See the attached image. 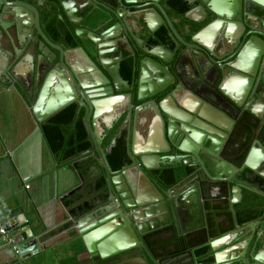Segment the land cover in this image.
Instances as JSON below:
<instances>
[{"label": "water", "instance_id": "water-1", "mask_svg": "<svg viewBox=\"0 0 264 264\" xmlns=\"http://www.w3.org/2000/svg\"><path fill=\"white\" fill-rule=\"evenodd\" d=\"M59 1L80 43L74 49L53 43L42 29L39 11L25 0H0V14L8 17L0 25L5 29L15 28L20 38L29 40L35 28L42 38L40 49L51 67L34 107L40 121L75 101H81L80 105L87 110L92 146L104 167L102 195L83 204L79 203L81 195L74 196L63 204L72 222L76 221L74 225L84 236L92 257H114L139 245L146 250L148 234L171 223L181 228L183 220L191 217L193 211L187 203L194 194L203 209L206 202L215 203L220 199L234 202L244 187L258 189L257 180L244 178L243 173L248 171L252 176L264 177L261 137L264 131V0H246L261 9V13L252 15L236 14L235 5L229 0H197L196 6L188 11L205 12L208 21L200 28L192 24L178 26L161 0H148L145 4H141L142 0H118L123 8H127L126 4H141L134 6L141 13L131 16L135 17L133 22L144 24L148 32H155L159 26L166 29L164 43L143 45L124 13H119L123 24L120 22L118 26H123L127 37L138 44L130 53L138 71L133 83L121 74L123 57L115 66L103 60L107 45L117 35L114 31L117 25L98 34L86 24L105 3L102 0ZM188 13L190 20L201 22ZM31 40L38 41L39 37ZM50 46L58 49L59 54L49 52ZM56 77L64 84H58L60 101L40 113L44 94ZM251 101L259 105L257 109L251 107ZM125 105L130 113V125L140 121L135 116L131 119L133 110L134 113L150 111L152 119L145 123L147 134L142 137V145H136L137 129L133 127L132 132L130 127L126 129L127 161L115 170L107 154L118 137L115 135L108 148L102 150L97 122ZM243 124L253 126L252 138L244 149L242 165L238 166L226 154L232 148L228 146L231 137H236ZM174 164L194 171L183 179V182L190 181L189 184L177 192L159 188L152 175L163 166ZM76 174L83 182L81 174ZM223 192L225 195L221 198ZM33 235L20 210L0 215L1 252L18 249L22 260L40 252L41 240ZM218 243L210 242L213 250ZM215 256L214 264H224L220 253ZM254 260L261 262L258 256Z\"/></svg>", "mask_w": 264, "mask_h": 264}, {"label": "crops", "instance_id": "crops-1", "mask_svg": "<svg viewBox=\"0 0 264 264\" xmlns=\"http://www.w3.org/2000/svg\"><path fill=\"white\" fill-rule=\"evenodd\" d=\"M25 1L39 11L45 35L53 43L67 49L66 36L74 28L60 1ZM7 19L6 15L0 14V21ZM32 33L31 38L39 37L38 41L20 38L15 28L5 29L0 25V215L20 210L26 217L28 228L34 233L33 237L41 240V251L23 260L16 250L0 251V264H92L84 236L74 225L76 221L72 222L63 202L80 195L83 198L79 203L82 204L92 201L94 197L101 198L99 184L105 180L104 167L93 149L87 123L88 113L84 108H81L84 111L82 122L86 131L85 138L90 146L63 158L49 145L45 122L58 117L63 109L76 102L69 103L43 121L38 119L34 107L51 63L40 49L42 38L35 28ZM49 48V52L52 50V53L59 54L58 49L52 46ZM61 83L56 77L48 86L40 113L59 103L61 92L58 84ZM251 103V107L258 108L257 103ZM126 107L127 105L116 108L113 113L104 115L97 122L102 150L108 148L106 140L109 136L118 134L120 130L126 134L129 127L131 132L133 127L139 132L136 145L144 142L143 138L147 134L145 123L152 119V112L145 110L134 113L133 110L131 119L134 116L140 119L133 126V123L129 124L130 113ZM73 129L62 131L59 138L67 137ZM250 140L251 137L248 141ZM245 143L244 140L238 142L236 138L232 147L237 144L244 146ZM227 154L232 156L231 152ZM76 172L81 174L83 182ZM73 190L75 192L72 195L64 197ZM243 190L245 194L250 189L245 187ZM61 198L64 199L61 201Z\"/></svg>", "mask_w": 264, "mask_h": 264}, {"label": "flooded vegetation", "instance_id": "flooded-vegetation-1", "mask_svg": "<svg viewBox=\"0 0 264 264\" xmlns=\"http://www.w3.org/2000/svg\"><path fill=\"white\" fill-rule=\"evenodd\" d=\"M102 1L105 4L104 7L100 8L104 13V17H102V22L98 27L91 29L100 34L117 25L114 29L117 35L112 39L114 42L112 44L110 43L111 45H107L106 49L108 52L103 57V60L109 66H115L116 63L120 61L121 57H123L120 68L121 74L126 80L133 83L138 77V71L135 69V61L130 53H132V47L138 46V44L130 37H127L123 26H118L123 18L119 16V13H124L126 20L131 23L130 28L132 32L136 35L137 39L142 41L143 45L155 46L164 43L163 38L166 36V29L164 26H159L155 32H148L144 24L133 22L135 17L131 16V14L138 15L141 13L140 11H142L140 8H135L134 6L148 3V0H142L141 4H126L127 8H123L118 0ZM195 1L197 0H161L160 2L164 4L171 19L177 20L178 26L192 24L194 28H200L203 24H206L205 22L208 20H206L204 11H188L196 6ZM180 2L184 3L183 6ZM229 3L235 5L236 14H241V12L247 13L248 15L261 13L260 7L246 0H229ZM184 5L188 6V9L183 12L182 7H184ZM187 13L190 14L191 18L194 20H200L201 22L197 23L190 20L186 16ZM244 20L248 21V17L244 16ZM70 34L72 35L71 41L75 45L70 47L68 44L67 49H74L80 45V43H78V39H75L73 32H70ZM125 38L127 40H124ZM124 62L133 68L132 79H128L124 76L122 71ZM75 102L77 105L81 103V101ZM137 105H140V103ZM78 108L86 109L84 106H78ZM248 127L249 126H242L240 130L238 129V133L241 135L237 134L240 136L231 137L228 144V146L231 147L236 138L238 142L243 140L246 141L244 146L237 144L231 148L230 152L233 159L231 155L226 154V156L238 166L242 165L239 164L240 161L238 160L243 155L245 156L244 149L248 143L249 137L252 138L251 128L253 126L250 128ZM123 133L122 130L116 135L120 137ZM261 137L264 140V131L261 133ZM236 152L237 154H235ZM193 173L194 171H191L185 165H166L156 171L152 175V179L159 188L166 189L167 191L174 189L175 192H177L187 187L190 181L183 182V179H186ZM243 176L244 178L249 177L252 180H257L255 184L258 185V189L246 190L245 194H243L244 187L240 198H236L234 202H231L229 199L216 200L215 203L206 202L203 204V209L201 208L200 201L196 199V194H194L190 197L189 203H187L193 213L187 220L186 218L183 220L181 223L182 225H180L181 228L171 223L146 236V250L139 245L127 252L119 254H123V256L117 259L112 258L119 255L106 259H97L91 256V263L109 264L113 261L111 264H214L216 253H220V258L224 260V264H264V178H261L263 176L260 175L252 176L248 171H245ZM220 195L221 198H223L225 193L223 192ZM214 205L222 206L223 208L221 209L226 208L231 218L228 220L227 216L224 214L218 215L217 218L210 217L211 212L209 206L213 207ZM221 209L214 208L212 210L213 216H216L215 214L219 213L216 211H220ZM211 218L214 219L213 222ZM256 223L257 225H255ZM251 225H253V228H251ZM213 240L219 242L214 250L210 246V242ZM205 245L209 246V250L203 254H199L198 251ZM254 246L255 250L253 249ZM141 250H143V252H141ZM130 251L134 253L130 255ZM210 256L213 260L211 262H205V259ZM255 256L260 257L261 262L255 261Z\"/></svg>", "mask_w": 264, "mask_h": 264}, {"label": "trees", "instance_id": "trees-1", "mask_svg": "<svg viewBox=\"0 0 264 264\" xmlns=\"http://www.w3.org/2000/svg\"><path fill=\"white\" fill-rule=\"evenodd\" d=\"M177 1V0H176ZM181 5L183 6V2H180ZM186 9H188V6L182 7V11L184 12ZM104 17V13L101 10V8L96 9L95 13L92 18H89L88 21H86V24L90 26V28H95L96 25H99L101 22H98L100 18ZM163 41H166V37L163 38ZM66 40L70 47L74 46L75 44L72 43V35L70 33L67 34ZM132 66L130 67L126 62H124L123 65V73L124 76L128 79H132ZM82 117H84V111L81 108H78L77 104H71L65 109H63L59 114L58 117H52L47 123L46 126L44 125L45 133L48 138L49 145L59 152L62 157L67 158L72 155L77 154L83 149H86L90 146V143L88 140H86L85 135L86 131L84 130V124L82 122ZM48 123L53 124V125H48ZM78 123V124H77ZM257 123H255L256 125ZM249 126L248 128L252 127L251 125H243V127ZM74 128L72 131H70L69 135L64 138H59L60 133L62 131L67 132L68 129L71 130ZM59 131V132H58ZM57 132V133H56ZM74 133V134H73ZM116 135V134H114ZM109 136L106 140L107 146H109L112 142L113 136ZM59 138V139H58ZM107 158L109 163L111 164L112 168L117 170L119 169L126 161H127V146H126V139H125V134L123 133L122 136L117 138L116 145L112 148L111 153L107 154ZM244 155L239 159L240 163L242 164L243 162ZM104 182L101 181L99 186H103ZM214 208H223L222 206H209V210L211 212L210 217H215L217 218L218 215L224 214L227 216V219L229 220L230 213L227 212L226 208L221 209L220 211H216L219 213H216V216H213L212 210ZM212 222L214 221L213 218H211ZM242 220V218H241ZM227 222V221H226ZM232 225V224H231ZM223 230V229H222ZM209 250V246L205 245L203 246L198 253L203 254L204 252H207ZM134 253L133 251H130V255ZM122 255L116 256L112 259H117L120 258ZM213 258L207 257L205 259V262H211ZM113 261H111L109 264H111Z\"/></svg>", "mask_w": 264, "mask_h": 264}, {"label": "built area", "instance_id": "built-area-1", "mask_svg": "<svg viewBox=\"0 0 264 264\" xmlns=\"http://www.w3.org/2000/svg\"><path fill=\"white\" fill-rule=\"evenodd\" d=\"M28 187V186H27ZM16 252L18 253V249H16Z\"/></svg>", "mask_w": 264, "mask_h": 264}]
</instances>
